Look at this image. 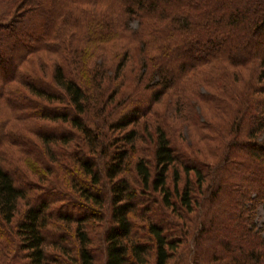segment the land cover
<instances>
[{
  "label": "trees",
  "instance_id": "16d2710c",
  "mask_svg": "<svg viewBox=\"0 0 264 264\" xmlns=\"http://www.w3.org/2000/svg\"><path fill=\"white\" fill-rule=\"evenodd\" d=\"M262 201L264 0H0V264H264Z\"/></svg>",
  "mask_w": 264,
  "mask_h": 264
},
{
  "label": "rangeland",
  "instance_id": "374dc122",
  "mask_svg": "<svg viewBox=\"0 0 264 264\" xmlns=\"http://www.w3.org/2000/svg\"><path fill=\"white\" fill-rule=\"evenodd\" d=\"M132 25L137 26V23L133 22ZM255 221L257 222L258 226L262 228V234L264 236V201L261 202V204L258 206L256 210Z\"/></svg>",
  "mask_w": 264,
  "mask_h": 264
}]
</instances>
